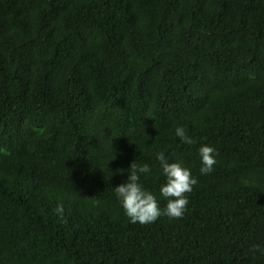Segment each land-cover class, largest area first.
Returning a JSON list of instances; mask_svg holds the SVG:
<instances>
[{"label":"trees","instance_id":"1","mask_svg":"<svg viewBox=\"0 0 264 264\" xmlns=\"http://www.w3.org/2000/svg\"><path fill=\"white\" fill-rule=\"evenodd\" d=\"M161 151L196 177L189 203L131 223L113 188L147 163L163 208ZM255 245L264 0H0V264H264Z\"/></svg>","mask_w":264,"mask_h":264},{"label":"clouds","instance_id":"2","mask_svg":"<svg viewBox=\"0 0 264 264\" xmlns=\"http://www.w3.org/2000/svg\"><path fill=\"white\" fill-rule=\"evenodd\" d=\"M174 133L182 144L196 143L194 138L187 134L184 126H176ZM215 151V148L208 144H201L197 149L201 175L213 171V165L216 164ZM155 157L159 162L160 174L164 177V182L158 188L159 196L166 202L163 208L157 197L141 182L142 176L147 178L151 173V167L147 163L139 164L136 161L130 163L126 169L127 178L113 188L116 200L131 223L150 224L161 216L170 219L182 218L189 203L186 194L191 193L197 183L190 168L180 161L169 162L162 151L157 152ZM55 212L62 215L63 205L58 203ZM252 251L264 254L259 245L253 246Z\"/></svg>","mask_w":264,"mask_h":264}]
</instances>
